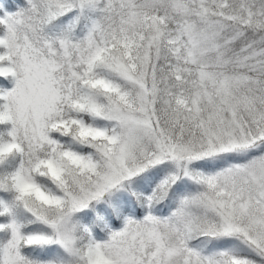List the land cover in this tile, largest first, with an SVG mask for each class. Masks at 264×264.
<instances>
[{"label": "snow or ice", "instance_id": "6c2138e0", "mask_svg": "<svg viewBox=\"0 0 264 264\" xmlns=\"http://www.w3.org/2000/svg\"><path fill=\"white\" fill-rule=\"evenodd\" d=\"M0 264H264V0H0Z\"/></svg>", "mask_w": 264, "mask_h": 264}]
</instances>
